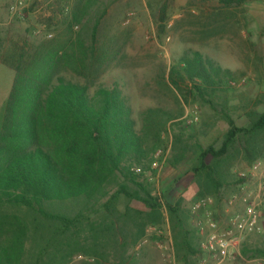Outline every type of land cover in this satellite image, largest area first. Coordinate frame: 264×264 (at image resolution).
<instances>
[{
	"label": "trees",
	"instance_id": "16d2710c",
	"mask_svg": "<svg viewBox=\"0 0 264 264\" xmlns=\"http://www.w3.org/2000/svg\"><path fill=\"white\" fill-rule=\"evenodd\" d=\"M105 10L102 0H72L59 40L5 48L0 38V62L14 71L0 124V264H68L78 253L124 261L144 227L160 218L161 200L145 173L152 170L167 125L178 130L167 165L187 162L197 184L203 177L213 194L223 185L216 163L239 135L264 130L263 107L249 114L247 127H237L227 117L228 130L217 150L198 143L181 145V113L148 107L140 112L137 127L118 84L92 89L90 82L66 81L60 72L88 77L101 64L94 44L86 46L82 32L75 38L70 33L76 24L93 19L94 38ZM158 20L162 33L165 6L159 8ZM232 74L194 51L183 53L169 68L168 81L183 97L193 95L212 104L216 92L229 87ZM208 155L213 164L206 163ZM121 203L123 211L118 210ZM167 212L174 261L197 264L196 227H188L179 205H167ZM252 242L241 253L264 257V240Z\"/></svg>",
	"mask_w": 264,
	"mask_h": 264
},
{
	"label": "rangeland",
	"instance_id": "374dc122",
	"mask_svg": "<svg viewBox=\"0 0 264 264\" xmlns=\"http://www.w3.org/2000/svg\"><path fill=\"white\" fill-rule=\"evenodd\" d=\"M237 1L226 5L218 0H102L106 10L96 26L94 38L91 36L93 19L76 24L70 33L75 38L82 32L85 45L94 44L96 57L102 58L101 64L88 77L68 70L59 74L66 81L90 82L92 89L118 84L127 97L137 127L140 112L148 107H159L173 115L181 113L178 119L183 122L181 145L198 143L217 150L228 130L227 117L235 126L247 127L249 114L261 112L264 107V0ZM71 2L0 0V38L5 48L13 43H26L31 48L45 41L59 40L66 26L62 21L69 14ZM162 6L166 8V23L164 31L159 33L158 11ZM194 51L233 73L229 87L216 92L212 104L193 95L183 97L168 81L169 68L183 53ZM13 79L14 71L0 62V124ZM175 128L167 125L152 170L145 173L154 188L153 194L161 200L159 220L144 227L124 261L113 257L103 261L78 253L68 264H167L165 255L173 251L167 205L180 206L188 227L193 225L189 210L198 196L212 198L215 218L233 210L229 200L239 193L243 184L237 182L239 173H247L256 160L264 161V130L252 136L239 135L216 163V173L223 185L219 193L213 194L203 177L198 178L200 184H197L187 162L175 168L167 165L174 133H178ZM213 161L208 155L206 163L213 164ZM243 185L252 190L257 186L251 179ZM124 208L125 204L118 205L119 211ZM259 227L258 232L243 240L232 259L221 264H264V257L251 258V253H241L243 245L249 249L253 239L264 240V203L260 208ZM131 230L137 233L136 228ZM201 240L197 233L193 243L199 244Z\"/></svg>",
	"mask_w": 264,
	"mask_h": 264
},
{
	"label": "built area",
	"instance_id": "2783aa9c",
	"mask_svg": "<svg viewBox=\"0 0 264 264\" xmlns=\"http://www.w3.org/2000/svg\"><path fill=\"white\" fill-rule=\"evenodd\" d=\"M239 178L256 183L254 190L243 184L237 194L231 196L229 204L234 207L221 218L213 214L214 202L210 197L195 199L190 207L192 224L202 240L197 264H221L232 259L239 251L243 240L258 232L260 208L264 203V161H254L247 173H239ZM173 251L165 255L167 264H176Z\"/></svg>",
	"mask_w": 264,
	"mask_h": 264
}]
</instances>
